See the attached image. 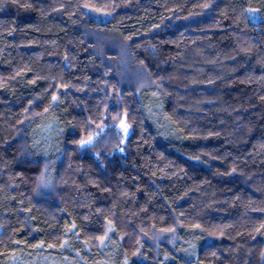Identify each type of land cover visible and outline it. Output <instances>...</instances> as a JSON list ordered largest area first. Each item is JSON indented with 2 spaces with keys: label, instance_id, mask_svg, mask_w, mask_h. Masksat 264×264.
<instances>
[{
  "label": "clouds",
  "instance_id": "obj_1",
  "mask_svg": "<svg viewBox=\"0 0 264 264\" xmlns=\"http://www.w3.org/2000/svg\"><path fill=\"white\" fill-rule=\"evenodd\" d=\"M10 9L0 264H264V0Z\"/></svg>",
  "mask_w": 264,
  "mask_h": 264
},
{
  "label": "trees",
  "instance_id": "obj_2",
  "mask_svg": "<svg viewBox=\"0 0 264 264\" xmlns=\"http://www.w3.org/2000/svg\"><path fill=\"white\" fill-rule=\"evenodd\" d=\"M16 16V12L15 9H10L7 13L4 14H0V18H7V19H12L13 17ZM22 19H29V17L27 15H24L23 17H21ZM5 66H0V69L4 68Z\"/></svg>",
  "mask_w": 264,
  "mask_h": 264
},
{
  "label": "snow or ice",
  "instance_id": "obj_3",
  "mask_svg": "<svg viewBox=\"0 0 264 264\" xmlns=\"http://www.w3.org/2000/svg\"><path fill=\"white\" fill-rule=\"evenodd\" d=\"M122 126H123V122H122ZM82 143H83V141H82Z\"/></svg>",
  "mask_w": 264,
  "mask_h": 264
}]
</instances>
